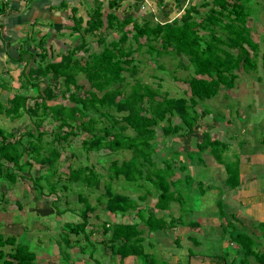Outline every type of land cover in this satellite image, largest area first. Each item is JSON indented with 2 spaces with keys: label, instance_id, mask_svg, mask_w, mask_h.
I'll list each match as a JSON object with an SVG mask.
<instances>
[{
  "label": "trees",
  "instance_id": "1",
  "mask_svg": "<svg viewBox=\"0 0 264 264\" xmlns=\"http://www.w3.org/2000/svg\"><path fill=\"white\" fill-rule=\"evenodd\" d=\"M250 1L193 2L179 17L165 23H154L149 19L140 21L132 15L120 18L115 11L105 14L101 5L85 20L76 16L75 8L71 30L79 33L81 42L63 53L60 59L54 58L52 45H46L45 37H33V41L28 37L21 45L19 64L24 61L25 53L29 57L22 68L20 87L36 88V93L16 92L7 100V105L0 100V113L12 120L25 117L30 120L20 135L0 126V181L15 182L19 173L27 171L38 199L49 195L59 199L58 189H67V183L84 185L89 193L100 190L96 203L88 195H79L84 205L76 211L82 220L63 224V231L56 240L65 264L71 259L67 249L80 244L78 238L72 239V233L84 235L91 249L81 245L80 250L94 256L96 246L87 228L94 227L91 218L99 217L97 209L101 206L111 213L135 211L140 220L102 223V242L110 247L113 255L120 257L118 264H125L126 258L132 255L138 257L140 264H169L154 252L147 251L146 235L187 222L185 217L189 213L185 206L191 205L190 213L194 212L195 181L183 160L162 157L156 143L159 129L166 138L180 135L184 139L187 134L194 133L203 126L205 116L212 112L207 107L199 111L201 101L217 96L222 89H233L242 70L257 68L255 57L260 46L247 25L254 15ZM4 10L2 5L0 13ZM111 31L118 32L119 37L107 41L106 36ZM88 35L97 37L101 48L80 56L78 52L90 50ZM136 52L157 59V67L162 70L168 68L166 61L161 59L165 55L178 59L177 68H192L193 73L182 78L188 85L189 96H170L162 90L161 81L157 87L143 81L138 76L142 61L135 57ZM29 59H33V64H29ZM0 83L2 87L10 88L4 80L0 79ZM31 99L32 104L29 103ZM47 117L58 123V129L53 131L50 139L47 138L48 130L43 128ZM80 131L89 134L82 141V146L89 152L109 149L110 153L130 151L131 155L122 160L113 159L106 174L89 165H69L66 181L59 168L61 150L57 143L63 145ZM198 145L202 153L208 151L224 163L226 188L241 186L240 162L234 164L225 159L224 152L228 147L225 141L210 129H204ZM173 159L179 160V164ZM6 164L11 165L7 167ZM35 164L46 165V168L36 174ZM177 168L182 175L177 176ZM121 179L130 187L150 186L145 193L134 196L115 190V181ZM152 195L157 197L156 209L163 214L152 211L147 204L141 205V201ZM174 204H178L181 211L177 217L172 212ZM221 206L220 213L225 216ZM67 210L64 208L61 212ZM167 211L172 214L171 218ZM226 220L227 225L233 227L227 231L229 239L243 257L238 263H230L226 260L229 252H223L211 256V260L216 261L212 264H254V260L264 264V251L256 237L239 231L229 218ZM191 221L197 226V222ZM257 225L264 229V221ZM148 243L152 244L151 241ZM6 245H11L12 250L5 251ZM0 264L40 263L29 244L14 235L0 233Z\"/></svg>",
  "mask_w": 264,
  "mask_h": 264
},
{
  "label": "rangeland",
  "instance_id": "2",
  "mask_svg": "<svg viewBox=\"0 0 264 264\" xmlns=\"http://www.w3.org/2000/svg\"><path fill=\"white\" fill-rule=\"evenodd\" d=\"M210 2L212 1L210 0ZM250 3H252L251 6L253 7L251 12L254 15L249 18L248 24L251 25V33L260 46L258 55L255 57L257 68L248 71L242 70L236 82L237 86L231 92L222 89L221 93L217 96L201 101V104L198 105L199 111L201 108L207 107L212 112L205 116L203 120L206 122L203 121V126L199 127L194 133L187 134L184 139L180 135H172V137L166 138L159 129V136L156 143L163 158L172 157L180 160L183 159L184 163L188 165L193 164L194 161L197 167L200 166L201 162L205 163L201 165L203 173L200 174V177H197V180L202 182L197 184L199 186L198 193L200 197L198 196L196 199V194L194 195L195 204L197 206L200 204V206L193 207L194 211L199 209L204 211L199 212L201 214L196 212L199 214L196 216L194 215L195 213H190L191 211L189 209L191 205L187 204L185 207H187V213L189 214L184 213V215L187 214L185 219H196V217L200 216L201 219L204 218L202 215H205L206 212L217 211L216 216L218 214L219 221L222 223V225L218 226L216 225L218 221L210 218L207 223L203 220L197 226H191L189 229L183 228L181 224H177L179 226L146 235L147 239L145 244L147 251L154 252L159 259H164L169 264H212L216 261L211 260V255L223 254V252H229L226 258L228 262L238 263L243 257V254L237 251V246L233 245L229 239V232L225 228L229 227L226 218L239 224L237 220H233L238 217L237 219H240L244 224L246 223L247 226L252 227L253 225L255 229H258V226L253 223L258 222V218L264 215L263 206H256L254 208L251 205L254 208L251 211L245 209L246 207L243 202V200L246 202L243 198L244 196L249 197L252 202H260L263 201L264 195V0H251ZM151 17L154 18V15ZM85 18H87V15H85ZM131 27L132 25L129 26V28ZM63 37L65 39H62L61 35L55 34L46 38V45L49 46L52 44L55 59H60L63 53H66L68 49L81 42V37L78 32H66L65 35L63 34ZM118 37V32L111 31L107 34L106 39L107 41H111ZM87 38L89 39L88 44L90 50L78 52L80 56H86L91 50H100L101 48L98 45L97 37L88 35ZM141 40L145 41V38ZM134 55L139 61H142L138 76L143 81L150 83L153 87H157L158 82L161 81L162 90L168 92L170 96H189V92L187 91L188 85L182 81V78L193 73L192 68H177L178 59L171 55H165L161 59L162 61H166L168 68L162 70L160 67H157V59L151 58L149 54L136 52ZM24 56V61L19 64V52L17 48L8 45L2 47L0 44V79L4 80L10 86V88H4L0 83V100L6 105L8 104L7 100L16 92L24 95L36 93V88L22 89L20 87L22 68L27 62L28 53H25ZM185 61L189 63L187 59ZM33 62V59H29V64H33ZM244 86L248 88V91L242 92L241 88ZM29 103L32 104L33 100L31 99ZM227 120H231V123L228 124ZM219 121H221V124ZM29 122L28 117L12 120L5 114L0 113V126L12 131L16 135L23 133ZM43 128L48 130L49 134L47 138L50 139L53 136V131L58 129V123L50 117H47ZM204 129H210L213 133L216 132L226 142L228 147L224 152L226 157L224 158L227 161L237 164L242 158L245 162L244 166L249 165L242 169V174L245 177L246 175L249 177L245 181V185L250 182V184L256 185L257 187L242 192L244 195L239 192L240 188H238V191H233L234 193H238L235 197H240V199L231 197V194L228 197V192L227 195L223 193L226 190H231L223 188L225 187V180L223 179L227 176L224 163L216 160L207 151L203 152L202 161L199 155L196 156V154L192 155L189 153V151L192 153L199 150L198 143L202 139ZM87 137H89L87 132L80 131L77 135L71 136L67 141H64L63 145L57 143L61 150L59 168L65 180L68 175L69 165H73L74 167L89 165L99 172L106 174L109 163L113 159L122 160L129 158L131 155L130 151L110 153L109 149L89 152L82 146L83 139ZM191 155L194 159L191 158ZM175 159L173 160L177 162L176 164H179V160ZM10 165L6 164L7 167H10ZM210 165H215L218 172L214 171V167ZM45 168L46 165L35 164L34 172L38 174ZM177 170V176L182 175L178 168ZM218 177H220L219 180ZM65 180L64 182L67 181ZM208 184L211 187H208ZM66 186L67 189L59 187L58 194L61 196L59 199L55 195L44 196L38 199L33 182L29 178L27 171L19 173L15 182L7 179L0 181V195L2 196L0 200V233L5 236L14 235L19 241L29 244L31 249L36 252L37 262L40 264H65L56 240L63 231V224L65 222H79L82 220L79 212L76 211L80 210L84 205L83 200L79 199V195H88L90 200L96 203L97 195L100 193V190L89 193V189L77 183L70 185L67 183ZM148 186L150 185L146 184L142 188L136 186L130 187L123 179L117 180L114 183L116 191L129 193L134 196L145 193ZM210 188L214 189V191H211ZM201 193L203 194L202 198ZM156 200L157 197L152 195L144 202L141 201V205L144 206L147 204L152 211L157 214H163L164 212L156 209ZM220 206L225 210V216L221 215L218 209ZM64 208L69 210L62 213L61 209ZM172 212L175 216L180 214L181 211L178 204H174ZM97 213L99 214L98 218L96 216H92L91 218L94 227L92 228L90 225L87 228V232L91 231L90 239L96 246L94 256L91 257L88 254L89 251L84 253L80 250L81 245L91 249L84 235L77 236L72 233V239L78 238L80 244H74L67 249L71 254V259L67 264H97L95 259L100 264H118L120 257L113 255L110 247L102 242L104 237L102 223L104 221L123 222L139 220V218L136 213L131 212L122 213L120 211L111 213L106 211L102 206L98 207ZM209 214L207 213V215ZM212 223L215 224L213 227ZM239 231L247 233L254 238L252 231L246 227L243 228L241 226ZM188 234L194 235L195 238H188ZM196 239L201 240V242L208 241L205 244L200 243L199 246H196L198 244L195 241ZM214 240H217L218 243ZM149 241L152 242L151 245L148 243ZM4 250L7 252L11 251L12 246L6 245ZM191 250L195 256L191 254ZM129 264H140V261L138 262L136 257L130 260ZM254 264H260V262L254 260Z\"/></svg>",
  "mask_w": 264,
  "mask_h": 264
},
{
  "label": "crops",
  "instance_id": "3",
  "mask_svg": "<svg viewBox=\"0 0 264 264\" xmlns=\"http://www.w3.org/2000/svg\"><path fill=\"white\" fill-rule=\"evenodd\" d=\"M111 1H113L112 4H110ZM201 1H204V0H0V8L2 7V5L5 8L4 12L0 13V25H2V28H0V30H1L0 44L2 45V47H5L7 45L11 46V47L12 46L16 47L18 52H20L21 45L24 43V41L28 37H31V41H33L32 40L33 37H38V38L45 37V41H46V38L48 36L58 34V35L62 36V39H65V37H63V34L65 35L66 32H70V33L72 32L71 28L74 25V18H75V16H73V15H75V14H73V9L75 10V8L77 9L76 16H79V17L82 16L85 18V15H87V18H85V20L89 18V15L92 13V11L98 5L99 6L101 5L102 10L105 12V14H107L110 11H115L119 15L120 18H124L126 16L132 15L136 19L138 18L140 21L143 19H149V20L153 21L154 23H157V22L165 23V22L171 21V20L179 17V15H181L185 11L186 7L190 3H193V2L199 3ZM207 1L210 2V0H207ZM115 4H116V6L113 9H111L110 6H113ZM151 14L154 15V18L151 17L152 16ZM248 26L250 28H252L251 25L248 24ZM251 32H252V29H251ZM253 39L255 42H257L256 39L254 38V36H253ZM50 45H52V44H50ZM37 49H39V48H37ZM31 50L36 52L34 50V48H31ZM28 57H29V55H28ZM241 89H242V92L248 91V88L246 86L242 87ZM232 90L233 89H229V92H231ZM263 101H264V94H263ZM223 120H225V119H223ZM227 121H228L227 122L228 124L231 123V120H227ZM219 122L221 124V121H219ZM218 132H220V131H218ZM213 134L216 137L221 138L219 136V134H217L216 132ZM263 143H264V138H263ZM189 153L192 155L196 154V156L199 155L200 160L201 161L203 160V153L200 150H198V151L196 150L195 152H192V153H191V151H189ZM208 153L211 154L210 152H208ZM263 154H264V152H263ZM263 157H264V155H263ZM184 164L187 166V171H191V173L194 177L193 180L195 181V184H194L193 190L196 194V199H197V197L199 196V193H198L199 186L197 184L202 183L201 181L197 180V177H200V174L203 173V168L201 165H203L205 163L201 162L200 166H198V167L194 161H193V164L191 163L190 165H188L187 163H184ZM244 165H245V162L241 158V160H240V174H241L242 184L240 187H238V188H240L239 192L241 194H242V192H246V191L250 190L251 188L257 187L256 185L250 184V182L245 185V181L249 177H247V175L245 177V175L242 174L243 173L242 169L246 168L249 165L248 164L246 166H244ZM210 166H213L214 171L218 172L216 170L215 165H210ZM263 167H264V165H263ZM194 168H195V171H194ZM180 169H182V166H180ZM219 179H220V177H218V180ZM251 182H254V181H251ZM208 187H211V185L208 184ZM263 187H264V185H263ZM223 188L227 189L225 187H223ZM238 188L237 189H231V190L228 188V190H230L231 192L226 190L223 193H225L227 195V192H228V195H227L228 197H229V194H231V197L237 198V196L235 197V195H237L238 193H234L233 191H236V190L238 191ZM210 189H211V191H214V189H212V188H210ZM200 195L202 198L203 194L201 193ZM242 195H244V193ZM243 198L246 200V202L243 200L245 207H246L245 209H247V210L249 209L252 211L256 206H259V207L263 206V212H264V195H263V201H260V202H252L251 199L247 196H244ZM237 199H240V197H238ZM192 203H193L194 207L200 206V204H198V206L195 204V198H194ZM202 211H204V210L199 209V210L194 211L193 214L195 213L194 215L197 216V215L201 214L199 212H202ZM118 212H120V211H118ZM196 212H198L199 214H197ZM131 213H136V212L132 211ZM167 213L169 215V218H171L172 214L169 211H167ZM207 213H210V214L207 215ZM216 213H217V211L206 212L205 215H202L204 218L200 219L201 216L196 217V219H193V221L197 222V225H198V223L202 222L203 220H204V222L207 223L208 219L214 218L215 220L218 221V223H216V225L220 226V225H222V223L219 221L220 220L219 216H218V214L216 216ZM237 218H234L233 220H237L239 222V224L234 223V221H232L234 223V225H236L239 229L241 226H243V228L246 227V228L250 229L252 231L253 236L256 237L260 248L264 251V229L259 228V227H258V229H255L253 227V225H252V227H249L246 225V223L244 224L240 219H237ZM139 221L140 220H130V221H123V222L132 223V222H139ZM186 221L187 222L184 224L181 223L183 228L189 229V227L193 226L192 221L190 222V220H188V219ZM260 221L261 222L264 221V215L258 218V222H260ZM258 222L253 223V224L257 225ZM214 225L215 224L212 223V227ZM256 225H254V226L257 227L258 225L257 226ZM176 226H179V225H176ZM228 226L229 227H226V230L231 231V229L233 227H231L230 224ZM187 237L188 238H193V237L195 238L194 235H190V234H188ZM203 241H204V239H203ZM207 241L208 240H205V242H207ZM214 241L216 243H218L217 240H214ZM205 242H201V240L200 241L197 240L198 244L196 246H199L200 243L205 244ZM195 248L197 249V247H195ZM193 256H195V255L193 254ZM136 257L137 256H130V257L126 258L125 264H129L130 260L135 259ZM137 259H138V257H137ZM128 260H129V262H128ZM138 262H139V259H138Z\"/></svg>",
  "mask_w": 264,
  "mask_h": 264
}]
</instances>
